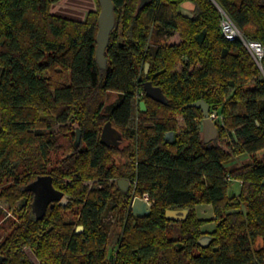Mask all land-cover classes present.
Wrapping results in <instances>:
<instances>
[{
  "label": "trees",
  "instance_id": "obj_1",
  "mask_svg": "<svg viewBox=\"0 0 264 264\" xmlns=\"http://www.w3.org/2000/svg\"><path fill=\"white\" fill-rule=\"evenodd\" d=\"M59 1L0 0V202L14 219L0 238L1 264H33L24 249L37 264H264V52L255 59L220 32L224 13L264 50V0H112L104 68L95 57L97 0L83 22L52 16ZM187 2L189 16L180 10ZM113 93L120 100L106 115ZM199 101L222 109L216 141L201 138L203 112L188 106ZM107 122L122 135L118 147L100 144ZM56 125L66 146L55 145ZM242 155L243 165H228ZM43 176L67 201L37 219L27 186ZM120 180L131 185L125 193ZM231 182L240 188L229 197ZM144 194L151 213L134 217L131 198ZM199 205L211 206L212 220L198 219ZM167 210L188 214L175 222ZM110 212L121 234L109 259Z\"/></svg>",
  "mask_w": 264,
  "mask_h": 264
},
{
  "label": "water",
  "instance_id": "obj_2",
  "mask_svg": "<svg viewBox=\"0 0 264 264\" xmlns=\"http://www.w3.org/2000/svg\"><path fill=\"white\" fill-rule=\"evenodd\" d=\"M142 4H145L148 0H140ZM99 5V13L97 18V35H96V51L95 57L98 65L101 68L105 67V52L109 45L110 35L115 28L116 19L114 15V7L112 0H97ZM145 69H148V65L145 66ZM2 69L0 68V75ZM144 92L147 94L155 95L159 100L163 101L161 94L158 91L152 90L148 83H145L143 86ZM189 107L200 108L203 112V120H202V131H203V142L208 143L215 139L218 134L217 127L213 122L212 118L209 115V107L203 102L199 101L194 104L188 105ZM139 109L141 112H145V104L144 102L139 103ZM166 137L172 138V134L166 135ZM80 134L79 131H76V142L79 143ZM122 141V135L120 132L112 126L111 122H107L101 130L100 134V144L118 147ZM124 191H126V186H128V182L120 180L117 183ZM58 198V197H56ZM131 212L134 217L142 218L147 217L151 213V208L142 201L140 198H134L131 205ZM188 214V210H167L165 212V217L168 220H172L175 222H182L185 220ZM81 229V228H80ZM209 237H203L199 244L201 246H207L210 242ZM117 241V239H116ZM116 241L112 246V250L116 245ZM4 260L2 256H0V264Z\"/></svg>",
  "mask_w": 264,
  "mask_h": 264
},
{
  "label": "rangeland",
  "instance_id": "obj_3",
  "mask_svg": "<svg viewBox=\"0 0 264 264\" xmlns=\"http://www.w3.org/2000/svg\"><path fill=\"white\" fill-rule=\"evenodd\" d=\"M187 3H190V2H187ZM182 5L180 7V10L183 14L189 16L193 13V11L191 13L184 12L182 10ZM174 41H178L177 35L175 37L171 38V40H169L170 43H173ZM119 44H121V41H119ZM145 71L146 72L149 71V65H148V69L147 70L145 69ZM119 100H120V97L118 95H111V94L109 95L108 101L105 105V114L106 115L109 112V109H107V108H110V107L116 105L119 102ZM221 110H222L221 108H218L215 111L214 110L211 111L209 108V115H210V117H212L213 122L218 127L222 125ZM137 122H138V115H137L136 111H134L133 116L131 117V120L129 122L128 129L134 130L136 125H137ZM60 129H61V127L59 125H56L55 127H53L49 131L50 133L53 134L54 139H56L55 145L58 148L63 146V145L66 146L68 143L65 139L62 138V134L60 133V131H61ZM200 131H201V138L203 140L202 122L200 124ZM217 136H218V134H217ZM69 139H70V134H69ZM216 140H217V137L215 139H213L212 141H216ZM212 141H210V142H212ZM128 142H129V140L124 139L121 147L126 146L128 144ZM57 156H58L57 153L56 154L53 153L51 155V160L53 161V163L56 161ZM246 160H247L246 155L238 156V157H235L234 159H232L228 165H243L246 162ZM17 165H18V162L15 161L11 165V169H15ZM86 184L91 186L92 182H87ZM239 188H240V183H238V182L229 183V189H228L229 197L236 195L239 191ZM131 204H132V202H131ZM130 208H131V206H130ZM195 213H196L198 219H200V220H212L214 217L213 216V210H212L211 206H209V205L196 206L195 207ZM12 215H13V212L10 209H8L7 205L3 202H0V238L4 237L8 233L9 228H10L12 222L14 221ZM118 220L119 219L116 218L114 212L107 213L105 218H104V223L108 227V258L109 259L113 256L112 250L110 248L112 247V245L114 244V242L117 239L116 245L114 248V249H116V246H117V243L119 241L120 234H121V228H120V224L118 223ZM214 227H215L214 223H208V224L201 227V231L205 235H208L214 230ZM79 230H81V229H79ZM169 230H171V232H172V234H170V238L172 240H176L178 237V226L176 224H170ZM24 253L32 261L33 264L38 263L37 259L34 257L32 252L29 251V249H24Z\"/></svg>",
  "mask_w": 264,
  "mask_h": 264
},
{
  "label": "flooded vegetation",
  "instance_id": "obj_4",
  "mask_svg": "<svg viewBox=\"0 0 264 264\" xmlns=\"http://www.w3.org/2000/svg\"><path fill=\"white\" fill-rule=\"evenodd\" d=\"M27 190L32 194V199L27 201L25 205L29 206L32 215L37 219L45 216L55 203L65 205L67 201L52 187V178L49 176L39 177L34 183L27 186ZM125 190L123 189L124 193L127 192L128 186Z\"/></svg>",
  "mask_w": 264,
  "mask_h": 264
},
{
  "label": "crops",
  "instance_id": "obj_5",
  "mask_svg": "<svg viewBox=\"0 0 264 264\" xmlns=\"http://www.w3.org/2000/svg\"><path fill=\"white\" fill-rule=\"evenodd\" d=\"M194 6L191 3H185L182 5L184 12L191 13ZM97 3L95 0H60L59 2L51 5L49 12L52 16H56L62 19L83 22L87 13L96 12ZM118 95V94H111Z\"/></svg>",
  "mask_w": 264,
  "mask_h": 264
},
{
  "label": "built area",
  "instance_id": "obj_6",
  "mask_svg": "<svg viewBox=\"0 0 264 264\" xmlns=\"http://www.w3.org/2000/svg\"><path fill=\"white\" fill-rule=\"evenodd\" d=\"M220 32L222 36L229 41L240 40L255 59L261 58L262 52H264L261 46L258 43H251V42L245 41L240 31L237 29L234 23L224 13H221ZM138 98L139 96H137V99ZM129 187H131V185L128 183V189ZM137 197L140 198L145 203H147V205L151 208V202L149 201V197L147 194H144L141 197L133 195L131 198V202H133L134 198H137Z\"/></svg>",
  "mask_w": 264,
  "mask_h": 264
}]
</instances>
